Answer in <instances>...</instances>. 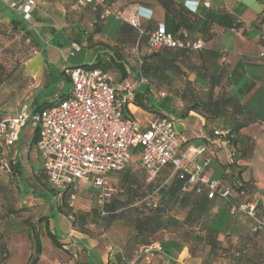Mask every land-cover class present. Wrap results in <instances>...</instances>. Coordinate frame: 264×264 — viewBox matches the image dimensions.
Here are the masks:
<instances>
[{
	"label": "crops",
	"instance_id": "1",
	"mask_svg": "<svg viewBox=\"0 0 264 264\" xmlns=\"http://www.w3.org/2000/svg\"><path fill=\"white\" fill-rule=\"evenodd\" d=\"M0 1L7 9L0 15L8 18L9 4L20 0ZM71 2L33 0L30 23L43 26V38L40 37L42 41L37 50L0 75V118L14 115L22 105L33 111L36 104L59 97L57 92L52 96L44 94L55 81L53 64L60 72L67 66L95 63L99 57L114 59V65L105 71L111 74L115 85L128 84L134 90L133 100L122 108L123 115L137 120L142 128H146L156 116L173 119L179 154L185 152L189 155L190 146L206 147V151L188 166L192 168L201 164L209 156L210 162L205 168L209 175L226 185L237 177L248 183L250 189L241 198L257 199V216L264 222V61L258 56L264 49L259 28L264 0H111L109 3L112 12L138 5L139 21L144 28L162 25L175 35L187 31L192 38L204 40V50L219 54L217 63L225 67L224 90L239 101L245 109L243 113L250 118V122L239 130L240 135L253 142L252 152L246 159L233 157L232 148L225 139L227 130L220 120L209 122L194 111L182 115L183 107L190 102L181 97L185 84L180 78L176 77L179 84L173 83L171 88L151 78L139 82L142 77L137 64L139 57L131 38L133 33L125 20L111 14L97 22L99 9L95 5L74 13L67 7ZM184 3L193 13L185 9ZM53 9L63 11V18H67L64 26L71 35H66L62 27L56 28L54 34L50 33L52 24L46 22L52 21V13L46 11ZM41 15L43 22L36 20ZM121 26L123 30L119 32ZM60 31L64 38L57 41H69L70 55H58L54 51V56L58 57L50 59L47 55L49 45L63 48L53 41ZM73 44L80 46L77 52H87L85 61L69 63ZM141 52L145 54L148 50L144 48ZM180 66L186 74L182 78L204 93L206 86L197 82L194 73L184 64L180 63ZM218 69L217 66L215 70ZM124 92L118 91L117 98ZM34 129L28 132L24 126L18 140L10 147L0 142V159L10 163L9 171H0V209L10 210L4 216L5 220H0V230H4L5 221L12 225V238L7 243L8 258L2 264H29L31 243L27 233L30 225L36 226L42 242V251L35 264H202L209 246L199 244V253L195 255L190 254L188 244L176 249L172 246L174 242L178 243L174 229H162L150 237L151 243L161 245V251H143L144 245H138L129 255L125 254L121 244H125L132 232L125 229L120 220H116L105 233L95 236L73 229L66 213L70 199L63 205L45 175L39 151L32 141ZM134 157L138 158V155ZM109 174L113 179L116 173ZM90 188L92 186L88 184L75 189L80 192L72 201V210H88L92 206L86 198ZM185 214L186 209L180 206L171 211V215L180 220ZM231 216V225L218 238L220 253L212 264H264V231L254 233L251 230L253 221L241 213ZM40 217L48 219L49 230L57 235L66 249L55 247L50 240L46 248L45 239L48 237L45 223L38 222Z\"/></svg>",
	"mask_w": 264,
	"mask_h": 264
},
{
	"label": "trees",
	"instance_id": "2",
	"mask_svg": "<svg viewBox=\"0 0 264 264\" xmlns=\"http://www.w3.org/2000/svg\"><path fill=\"white\" fill-rule=\"evenodd\" d=\"M24 1L20 0L17 3L20 4ZM110 1L107 3L108 5L91 3L86 7L95 5L99 9L97 22H102L106 18H101V14L105 6L109 7ZM72 2L67 4V7L74 13L86 8L73 10L70 8ZM183 6L186 10L193 13L185 3ZM10 9L12 11H9L8 24L11 31H22L29 40L41 45L42 39L40 35H36L34 29L28 26V23L31 22L32 9L30 10L29 19L23 18L13 8L10 7ZM2 10L7 9L0 1V12ZM36 20L43 22V17H36ZM260 23L261 21L259 22V28ZM127 24L133 33L131 38L139 57L137 64L142 77L163 82L169 88L172 87L173 83L178 85L179 81L176 80V77L180 78V82H184L185 84L181 97L190 102L189 105L183 107L182 115L187 114L189 111H194L204 116L209 122L214 121V119L220 120L227 130L225 139L232 148L233 157L235 159L248 158L253 149V142L249 138L240 135L239 130L250 122V118L243 113L245 109L239 101L224 90L225 67L217 63L219 54L204 49L192 50L183 47L163 46L158 50H154L149 47L147 40L148 33L157 26L147 29L140 22V29L142 31L140 32L130 23L127 22ZM163 28L165 32L170 33L165 27ZM120 30H123V26L119 28V32ZM55 32L56 28L50 27V33L54 34ZM182 32L177 35L170 34L174 37H179L182 35ZM188 35L192 37L190 33ZM53 41L55 45L65 46L63 42L55 39ZM144 48L148 52L142 54L141 51ZM180 63L184 64L194 73L197 82L206 86L204 93L194 89L185 78H182L186 77V74L181 70ZM112 65H114V59L103 60L99 57L95 63L83 64L82 66L109 70ZM217 66L219 69L215 70ZM5 71L6 69H3V66L0 67V75H3ZM52 72L54 73L53 69ZM59 73L63 76L64 81L69 84L70 82L64 73V68ZM54 82L57 83L56 76ZM58 94L59 97L57 99H60L66 95V92ZM49 105L50 102L36 104L33 112H37ZM38 138L39 127L37 126L34 129L32 141L36 144ZM163 169L166 171L164 176L160 174V171L150 181L147 178L142 181L131 173L130 169H124L121 171L122 174L120 176L114 175L113 179L110 176L111 174H109L108 179L116 187L117 192L111 196L109 203L103 207L98 206L95 202L88 210H72V201L74 199L71 200L70 195L74 194L76 196L80 191L61 192L60 198L63 201V205L65 204V200L70 199L66 213L70 219L71 227L77 231L95 236L105 233L116 220H120L123 227L132 232L128 234L125 244H121L125 249L126 255L131 254L135 246L149 245L151 243L150 237L159 230L174 229L177 231L176 240L178 243L174 242L173 247L180 249L183 244H188L190 254L195 255L199 253V244H207L209 251L207 257L203 259L202 264H212L214 257L220 253L218 238L231 225L232 216L229 213V206L242 200V195L250 189L249 184L243 182L238 177L234 178L229 185L224 184L218 179L221 186L231 189L230 196L228 198H221L219 196L208 198L207 188L199 184H195L185 191L183 190V187L188 185L189 174L187 172L181 170L173 172L170 165H167ZM210 177L214 178L211 175ZM176 206L186 209L185 217L182 220L171 215V211ZM9 211L4 208L0 209V220H3L4 216L10 213ZM256 217L259 219L257 210ZM41 221L45 223L46 236L51 243L55 247L61 248L62 244L59 242L57 235L48 228V219L40 217L38 222ZM3 224L4 230H0V264L4 263L8 258L7 243L12 238V225L6 221ZM258 231H264V227L253 232L256 233ZM27 237L31 243L29 264H35L42 251V242L35 225H30ZM126 243L128 245L125 248ZM62 247L66 249L64 246Z\"/></svg>",
	"mask_w": 264,
	"mask_h": 264
},
{
	"label": "built area",
	"instance_id": "3",
	"mask_svg": "<svg viewBox=\"0 0 264 264\" xmlns=\"http://www.w3.org/2000/svg\"><path fill=\"white\" fill-rule=\"evenodd\" d=\"M110 0H73L70 8L79 10L91 3L108 5ZM208 5L207 2L203 3ZM13 8L23 18L28 19L33 0L18 4L11 2ZM139 6L131 5L128 9L112 12L105 6L101 18L111 14L125 20L140 32ZM260 38L264 41V8L261 11ZM148 45L158 50L166 47H183L200 50L205 46L201 38H192L186 31L174 37L164 31L162 25L148 33ZM80 50L78 44L72 45V52ZM264 61V49L258 53ZM70 87L66 95L56 102L33 112L26 105L12 116L0 118V142L10 147L16 143L24 126L29 123L39 127L36 143L43 170L53 188L60 195L66 190H75L80 185H91L96 189V204L103 207L117 192L109 181L112 172H121L130 164L133 156L138 155L139 166L145 172L148 181L153 180L167 165L172 171H185L189 174V187L199 184L207 188V197L228 198L229 187H223L220 181L211 178L205 171L210 162L206 156L201 164L192 163L198 155L206 151L204 145L190 146V154L178 153V140L174 120L164 116L152 118L146 128L135 120L125 117L122 108L134 98V90L128 84L115 85L111 74L101 68H89L82 65L64 67ZM144 77L140 83L145 82ZM125 90L117 98V92ZM219 134L218 131H214ZM10 164L0 159V171H9ZM74 194L70 199H74ZM258 201L255 198L242 199L230 204L231 215L241 213L253 221L252 231L264 227L256 217ZM143 251H161L159 243L143 246Z\"/></svg>",
	"mask_w": 264,
	"mask_h": 264
},
{
	"label": "rangeland",
	"instance_id": "4",
	"mask_svg": "<svg viewBox=\"0 0 264 264\" xmlns=\"http://www.w3.org/2000/svg\"><path fill=\"white\" fill-rule=\"evenodd\" d=\"M47 13H52V21L46 22V24H52V27L54 28H63V32L66 35H71V33L68 31L67 27L64 26L66 24V19L63 18V11L58 9H53L51 11H46ZM1 14V13H0ZM41 17H43L41 15ZM28 26L30 28H34L36 35L42 36L41 33L43 26L32 25V23H28ZM63 32L60 31V33L55 37V40H61L64 38ZM43 38V37H41ZM65 46L62 49H58L52 46L47 47V55L50 59H53L55 56L54 54L57 51V54H65L66 56H69V48H68V42H63ZM40 45L37 43L35 44L33 41L29 40L22 31H11L10 25L8 24V18L7 16L0 15V67L3 66V69H10L12 66L17 65L19 61L24 60L30 53H32L34 50H37ZM55 51V53H54ZM73 53V54H72ZM70 56L69 63H79L82 61H85V56H87V52H72ZM58 54V55H60ZM56 55V54H55ZM58 57V56H57ZM55 57V59H57ZM52 69L54 70V75L57 77V83H53V85L48 86L46 90L44 91V94L47 96H52L54 92L64 94L67 92V90L70 87V83H66L63 79V76L59 73V70L55 64L52 65ZM57 99H54L53 101L56 102ZM26 128L29 131L33 130L34 127L30 126L29 123H27ZM126 169H130L131 173L136 175L139 179L142 181L145 180L146 174L145 172L140 168L139 166V160L137 157H134L131 160V163L127 166ZM122 172L116 173L115 176H120ZM161 175H165L166 171L165 169H162L160 172ZM97 191L95 188H90L87 190L86 198L91 201V204H95ZM50 241L48 238L45 239V246L48 247Z\"/></svg>",
	"mask_w": 264,
	"mask_h": 264
}]
</instances>
